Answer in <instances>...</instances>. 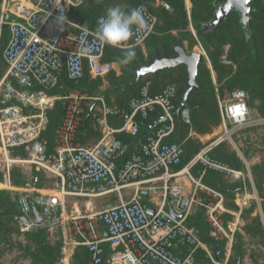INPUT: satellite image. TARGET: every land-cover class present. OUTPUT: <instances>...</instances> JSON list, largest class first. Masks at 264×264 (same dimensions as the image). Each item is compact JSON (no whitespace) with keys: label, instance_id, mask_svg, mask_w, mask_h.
<instances>
[{"label":"built area","instance_id":"1","mask_svg":"<svg viewBox=\"0 0 264 264\" xmlns=\"http://www.w3.org/2000/svg\"><path fill=\"white\" fill-rule=\"evenodd\" d=\"M152 1L167 12L172 10L165 0ZM185 2L188 6L190 0ZM81 4L82 0L0 1V31L3 26L8 30L2 54L6 69L0 79L1 187L15 192L17 211L28 218L30 227L35 226L34 216H29L33 207L46 229L53 231L67 224L72 243L85 247L93 264L104 259L109 264H204L199 251L218 264L214 252L201 240L200 230L189 224L188 218L202 209L211 234L232 245L241 213L252 203L259 204L255 188L248 190L249 164L238 142L252 135V129L264 130V115L249 106V95L243 89H233L225 97L217 94V130L202 140V147L178 168L185 148L167 141L175 129L173 85L151 94L150 81L144 82L129 100L128 110L108 104L99 91L93 94L76 87L61 95L49 94L62 73L78 81L85 74L91 79L104 78L113 69L110 62L103 60L106 48L111 46L99 43L96 35L102 16L97 17L94 28L67 17L72 8ZM137 7L145 10L149 30L134 32L124 46L112 48L142 46L154 32L156 15L147 5ZM197 46L210 66L199 40ZM230 50V44L223 47L221 63L233 65L228 57ZM57 101L62 103V116L54 134L55 145L49 150L42 135L49 124L48 111ZM157 108L164 121L145 136L138 149L131 150L128 143L115 137L118 133L138 135L139 118L147 119ZM86 112L92 115V128L101 134L94 144L77 139ZM115 116L121 117L122 123L113 129L108 119ZM179 118L190 125V108H182ZM222 144L240 155L245 171L212 155ZM19 148L24 150V156L12 154ZM16 165H29L49 176L55 193L41 192L32 179L15 186L11 172ZM194 167L200 168L199 176L192 173ZM207 171L242 183L234 199V211H228L221 191L202 181ZM126 189L131 190L129 195L124 193ZM112 194L116 197L113 205L68 219L62 215L61 199L66 196Z\"/></svg>","mask_w":264,"mask_h":264},{"label":"trees","instance_id":"2","mask_svg":"<svg viewBox=\"0 0 264 264\" xmlns=\"http://www.w3.org/2000/svg\"><path fill=\"white\" fill-rule=\"evenodd\" d=\"M1 1V0H0ZM171 6L172 10L168 11L159 6H155L152 0H82V4L69 11L67 17L71 20L79 21L89 25L91 28L95 27L97 17L104 16L109 7L117 4L126 5L129 9L136 8L138 5H147L153 13L157 16L155 30L145 40V52L141 47H133L135 49V58L127 65L121 63L125 49L115 50V57L113 60L119 63L121 68V75L116 76L112 70L109 73L108 86L103 90L102 80L100 78L91 79L88 74L78 81L70 80L65 74L59 77L58 84L51 90L49 94L61 95L67 90L79 87L84 91L101 92L104 95L112 94L115 106L128 110L129 100L138 94L141 85L150 81L149 91L151 94L160 92L165 86L173 85L176 89L173 102L177 109L180 104L181 97L187 87V75L184 65H179L173 68H165L144 75L140 78L137 84L126 87L125 84L132 77V69L139 64H149L152 61L153 52L159 56L166 53L168 56L175 55L171 43H179L183 46V42L188 43L187 49L192 50L195 42L194 36L191 32L184 30L186 23V10L184 0H165ZM192 3L191 19L193 26L197 32L198 38L204 45L207 55L210 60L211 68L214 72V81L211 76L210 69L204 62V58L198 66L196 81L198 86L195 87L188 95V103L190 105L191 123H184L179 117H175V129L168 142H176L183 145L185 154L183 155L182 163L178 168L183 167L194 154L200 149L201 142L198 141L196 135H204L211 133L213 127L217 126L220 121L219 111L217 107L216 95L225 97L233 89H243L249 95L248 104L255 108L260 115H264V41H255L253 38L256 35L263 34V28L260 26L252 27L256 16L264 17V0H251L252 12L249 19V29L244 30L239 20V14L236 11L229 12L227 16L222 19L215 29L209 33H202L200 30L201 23L209 20L212 17L214 10V3L222 0H190ZM238 26L242 30L243 40H240L233 35L235 27ZM223 28V31L220 28ZM178 30L177 36L172 33L173 30ZM8 41V30L5 26L0 31V60H3L4 45ZM226 42H231V50L229 52V59L233 65H225L220 61V55L223 51V45ZM208 43L211 47H208ZM0 64V79L4 74L6 65ZM62 116V103L55 102L54 107L48 111L49 124L42 137L47 141L49 150H52L55 145L54 134ZM161 117L160 109H155L148 114L147 119H140L141 126L139 134L130 136L128 134L115 135L116 138L128 143L131 150L138 149V146L143 142L145 136L152 132V130L163 123L158 121L156 125L148 133L147 127L150 123L158 120ZM122 123L121 117L117 119ZM87 131L91 129V114L86 112L84 122L81 125ZM78 139L79 136H78ZM249 138L246 137L243 143H249ZM228 144L218 146L212 155L219 158L233 167L242 168V163L235 155V151L228 149ZM246 153H249L247 149ZM13 155L24 156L23 149H13ZM35 171L38 175L39 171ZM253 181L263 199L264 210V163H257L253 165L252 169ZM194 176H199L200 168L194 167L192 169ZM12 183L15 186H20L24 182V173L19 166H14L11 172ZM202 181L210 187L221 191L226 198V207L235 209L234 198L235 194L242 190V183L240 181H231L229 178L212 171H207L202 177ZM0 182L2 177L0 174ZM37 186L38 181H34ZM14 191L8 189H0V244L5 241L4 233L16 232L20 233L19 218L17 215L16 201L12 199ZM245 215L250 216L252 209L249 207L245 210ZM33 213L29 215L31 218ZM229 218V215H225ZM251 224L243 227L244 232L249 236L260 237L264 245V230L259 220V217H250ZM188 223L196 226L200 230V238L203 242L215 252V245L220 249L219 262L224 260V240L215 238L209 229L204 217V212L199 209L194 215L188 218ZM11 224V225H10ZM25 236V243L17 241L10 243L16 245L22 251V257L30 260V264H62V238L59 237L54 243L49 240V232L44 226H33L26 231H23ZM235 242V250L238 258L241 260L244 250L242 249L243 238L242 235L237 234ZM107 254L109 248L107 246ZM107 255H105L106 258ZM199 258L204 264H214L206 258L203 251L198 252ZM71 264H93L90 255L85 247L78 246L75 248L72 255ZM100 264H109L104 259Z\"/></svg>","mask_w":264,"mask_h":264},{"label":"rangeland","instance_id":"3","mask_svg":"<svg viewBox=\"0 0 264 264\" xmlns=\"http://www.w3.org/2000/svg\"><path fill=\"white\" fill-rule=\"evenodd\" d=\"M192 6L193 5H192L191 1L188 3V6L185 5L186 23L184 24L185 25L184 30L191 32L192 35L194 36L195 42H197V40H199V38H198L197 32L193 26L192 19H191ZM253 26L254 27L260 26L263 28V34L262 35H256V37H254L253 39L255 41H258V42L264 41V17H262L260 15L258 17L256 16L255 21H253V23H252V27ZM191 28L193 31L191 30ZM220 30L223 31V28L221 27ZM177 32H178L177 29L172 31V33L176 36H177ZM232 36H234L240 40H243L242 30L240 28H238V26L235 27V31H234ZM226 44H232V43L226 42L223 45V47ZM187 45H188V43H186V41H184L183 46L187 52H190L193 50L196 52L200 51V48L197 46V43L193 46L192 50L187 49ZM202 46L205 50V47L203 44H202ZM208 47H211L210 43H208ZM205 52H206V50H205ZM206 54H207V52H206ZM204 62L207 64L208 68L210 69L211 76H212V79L214 81V72H213L211 66L208 65V63L205 59H204ZM0 64L2 67L4 66L3 60H0ZM104 85L106 87L108 86L107 83H105ZM101 93H102V95H103V97L107 103L113 102V95L112 94L109 93L107 95H104L103 91H101ZM93 94H94V92H93ZM216 128H217V126L213 127L211 133L214 132V130L216 131L217 130ZM211 133H209V134H211ZM258 133H259V135H257V139L255 138L256 136L248 135L249 143H245L243 146V149L244 150L247 149V151H253L256 154L255 156L258 157V161L261 163H264V130H258ZM205 135L206 134L199 135V136L196 135V137H197L198 141L201 142V140L199 138L201 136H203V138H204ZM205 140H206V138H204L203 141H205ZM201 144L203 145V142H201ZM202 145H201V147H202ZM229 148L232 149L230 146H229ZM0 189H4V188L1 187V185H0ZM248 190L251 191V188L248 187ZM256 190H257V188H256ZM124 192H125V190H124ZM257 193H258V191H257ZM11 196H12V199L14 201H16V194L14 193ZM260 199H261V205H260L261 209H256V207L251 206L250 208L252 209V212L250 213L249 217H247V214L245 215V213H246L245 211L242 212V215H241L242 216V222L240 224L241 229H240V231L236 232V234H235L234 242L232 244V249L230 250V246H228L227 244H224V260L222 262H219L218 264H236L237 263L238 255H237L235 247H234L235 242L237 241L236 240L237 234L242 235V238H243L242 249L244 250V252H243V257L240 260V264H264V245L262 244L260 237L249 236L243 230V227L245 225L250 226V224H251L250 217L257 216V217H259V219L261 218V220L264 223V210H263V205H262L263 199L261 197H260ZM19 226L21 228V230H20L21 232L19 234L16 232H9L8 234H7V232L4 233L5 241L3 242V244H0V264H30V260L22 257V251L19 248H17L16 245L10 244V243H16L17 241H21V242L25 243L26 239H25L23 231H26L27 229H30V228H24L21 222H19ZM47 231L49 232V240L52 243H54L57 239H59V237L62 238L61 243L64 242V237H63V233H62L61 228H58V229L53 230V231H50L47 229ZM68 235L72 237L70 231L68 232ZM62 245H63L62 246V253L64 252L63 257H62V259H63L66 256V254H65L66 249H65V244L63 243ZM229 250H230V252H229ZM62 259H61V261H62ZM71 263H72V258H71Z\"/></svg>","mask_w":264,"mask_h":264},{"label":"crops","instance_id":"4","mask_svg":"<svg viewBox=\"0 0 264 264\" xmlns=\"http://www.w3.org/2000/svg\"><path fill=\"white\" fill-rule=\"evenodd\" d=\"M184 3H185V5H187L185 0H184ZM154 5L161 7L160 5H157L156 3H154ZM157 20L159 21V19H157ZM139 47H141V49L145 52V43L142 46L140 45ZM115 50H119V49L112 48V47H107L106 50H105V53H104L103 60L110 62L113 65L112 72H114V74L116 76H120L121 75V68L119 66V63L115 62L113 60V57H115V55H117V54H115ZM210 66H211V64H210ZM100 79L102 80V88L104 90L106 88V86L104 84L105 83H107V85L109 84L108 83V81L110 79L109 78V74L106 77L100 78ZM108 104H110V105L114 104V106H115V101H113L112 103L108 102ZM88 114H90V113H88ZM117 119H118V116L109 117V119H108L109 125L113 129L114 128H119L121 126V123H119V121ZM91 129H92V131H87L84 128L80 127L78 129V133H77V139H78V136L80 138V139H78V141L83 143V144H94L100 139L101 134L99 132L95 131L92 128V115H91ZM251 132H252V136H256L255 138L257 139V135H259L258 131L252 129ZM118 134H124L125 135L126 133H118ZM118 134H116V135H118ZM208 136H209V134H206L204 136V138H207ZM204 138H203V136H201L199 139L202 142V140H204ZM238 140L239 139L237 138V141ZM243 141L244 140L241 139V140H239L238 143L240 145V149H241L242 155L244 156V158L247 160V162L249 164V171H250L251 179H247V187H249V188L253 187L256 190V187H255V184H254L255 182L253 181V176H252L251 169H252L253 165L259 163L258 157L255 156L256 154L253 151H249V153L245 152V150L243 149V146H244ZM235 153H236V151H235ZM235 155H237V157L239 158V160L242 163V168H240V169H243L245 171V167H244V163L242 161V158L240 157V155H238V153H236ZM19 167L21 168L22 172L24 173V179H32L33 180V178H34V181H38V185L37 186L35 185V187L38 190H40L43 193H55V191L51 187L52 186V179L49 176L43 174L42 172H40V173H38V175H36L35 171H34L35 169L33 167H30L29 165H19ZM180 180L185 182V183L187 182L185 177H180ZM238 192H240V191H238ZM124 193L126 195H129L131 193V190L130 189H126ZM236 194H235V196H236ZM258 197H259V204L256 205V203H252L251 206L252 207L253 206L256 207V209H261V206H260L261 205V199H260L259 194H258ZM61 202L63 203V214L62 215L64 216L65 219H68L69 217H71L74 214H89V213H93V212H95V211H97V210H99V209H101L103 207H106L107 205H113V204L116 203V197L113 194L112 195H106V196H100V197H92V198L66 196V197L61 199ZM233 202H234V200H233ZM229 210L230 211H234L233 209H229L228 208V211ZM241 215H242V213H241ZM241 215H240V224L242 222V216ZM259 220L261 221V224H262V227H263V230H264V223L261 220V218ZM240 229L241 228H239L238 231H240ZM61 230H62L63 237H64V242L63 243L65 244V249H66V253H65L66 256H65V258L62 259L61 263L62 264H71L72 255L74 253L75 248H77L78 246H75L72 243L73 239H72L71 236L68 235L69 228H68L67 224H65L63 226V228H61ZM225 244H226V242H225ZM228 246H230V245H228ZM231 249H232V245L230 246V250ZM230 250H229V252H230ZM238 261H239V264H240V259L239 258L237 259V263H238Z\"/></svg>","mask_w":264,"mask_h":264},{"label":"water","instance_id":"5","mask_svg":"<svg viewBox=\"0 0 264 264\" xmlns=\"http://www.w3.org/2000/svg\"><path fill=\"white\" fill-rule=\"evenodd\" d=\"M251 0H224L223 3L217 4L214 7V14L212 19L202 25V30L208 28L213 30L221 19H224L229 12L236 11L240 16L241 26L246 29L249 26L250 14L253 11L250 5ZM171 47L175 53L174 56H168L166 53H162L160 56L153 52L152 61L149 64H139L136 68L132 69L133 77L125 84L126 87L137 84L140 78L144 75L156 73L159 70L165 68H173L179 65H184L186 68L187 75V87L181 97L180 104L178 105L175 115L179 117L180 110L184 107L190 108L187 101L190 92L198 86L196 81L198 66L202 60V55L200 52L190 51L187 52L184 46L179 43H171ZM91 110V108H90ZM89 110V111H90ZM158 121H164V117L161 116L158 120L150 123L147 127L146 133H148L156 125ZM171 214L176 218H180V215H175L172 209H170ZM32 216H34V223L36 226H42L43 218L40 217L37 209L33 207ZM24 228L30 227V222L27 217L22 216L20 212L17 211L16 215ZM220 249L218 245H215V260L219 262ZM239 264V261L238 263Z\"/></svg>","mask_w":264,"mask_h":264},{"label":"clouds","instance_id":"6","mask_svg":"<svg viewBox=\"0 0 264 264\" xmlns=\"http://www.w3.org/2000/svg\"><path fill=\"white\" fill-rule=\"evenodd\" d=\"M149 28V19L142 7L129 9L126 5L117 4L109 7L105 15L99 19L96 35L99 43L103 45L122 47L133 37L134 32L148 31ZM135 55V49L127 47L121 63L129 64Z\"/></svg>","mask_w":264,"mask_h":264},{"label":"flooded vegetation","instance_id":"7","mask_svg":"<svg viewBox=\"0 0 264 264\" xmlns=\"http://www.w3.org/2000/svg\"><path fill=\"white\" fill-rule=\"evenodd\" d=\"M223 1H224V0H222V1H220V2H215V3H214V7H215V5H217V4H221V3H223ZM214 10H215V9H214ZM214 10H213V14H214ZM213 14H212V17H213ZM226 16H227V15H226ZM212 17H211L209 20H207V21L201 23V25H200V30H201L202 33H209V32H211V31H213V30L215 29V28H214L213 30H210V29H208V28H204V29L202 30V25L205 24V23H207V22H209V21L212 19ZM224 18H225V17H224ZM221 20H222V19H221ZM221 20H220V21H221ZM239 20H240V16H239ZM220 21H219V22H220ZM248 29H249V26H248V28H246V29H244V30L248 31ZM173 56H174V55H173Z\"/></svg>","mask_w":264,"mask_h":264}]
</instances>
